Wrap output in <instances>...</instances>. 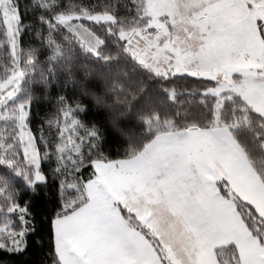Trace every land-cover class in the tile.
Wrapping results in <instances>:
<instances>
[{
    "label": "trees",
    "instance_id": "1",
    "mask_svg": "<svg viewBox=\"0 0 264 264\" xmlns=\"http://www.w3.org/2000/svg\"><path fill=\"white\" fill-rule=\"evenodd\" d=\"M9 1L18 15L17 57L26 68L18 102L28 104L27 124L44 181L32 183L17 127L8 123L4 135L0 133V228L7 224L12 243L0 234V264H62L50 220L87 203L85 187L96 177L94 164L130 160L161 134L213 128L217 100L204 91L214 83L188 75L164 77L136 61L120 35L148 22L143 0ZM68 14L114 17V23L82 22L103 42L97 53L56 22ZM16 63L0 15V80L11 76ZM231 99L223 104L219 124L232 126L246 119L232 135L264 185V118L239 97ZM69 121L75 123L77 143V155L71 159L59 154ZM236 203L248 230L263 243L264 220L250 205L238 199ZM122 214L168 264L157 239L133 215L124 209ZM215 255L219 264H240L235 246L218 249Z\"/></svg>",
    "mask_w": 264,
    "mask_h": 264
},
{
    "label": "rangeland",
    "instance_id": "2",
    "mask_svg": "<svg viewBox=\"0 0 264 264\" xmlns=\"http://www.w3.org/2000/svg\"><path fill=\"white\" fill-rule=\"evenodd\" d=\"M253 1L254 5L251 0H143L141 10L148 22L140 29L124 31L120 35L136 61L151 72L164 77L188 75L204 78L214 83L204 91L205 96L217 100L216 123L213 128L208 129L206 135L209 139L211 135L219 134L218 138L220 140L223 138V140H221L220 147H218L219 143L213 145L217 147L216 156L208 158L205 169L198 164L192 165L193 175L190 176L186 174L184 166L174 165L169 168V163L175 162L176 156H170L173 149L168 150L164 146L161 140L164 136L150 143L137 157L117 162V166L97 164L100 167H116L125 172L144 169L148 176L145 186L151 191L155 188L153 194L146 192L138 195L132 191L121 195L122 198L124 195L126 197L131 195L140 203H143L147 197L151 198L148 200L157 204V201L167 200L169 192L181 188L180 185L190 186L184 189L187 190L189 198L197 201L199 206L207 205V202L215 203L219 199L218 193L222 190L228 192L230 199L227 200L222 196L223 218L211 224L216 228L215 232L207 233L205 237L200 236L199 241L191 233L183 232L163 237L154 230L157 225L152 222L156 220L145 217L133 218L137 219L139 225L148 234L160 241L158 242L168 264H200L202 260L197 262L196 258L199 255H197L198 251H195L198 243H204L207 252L208 250L212 252L228 242L236 243L240 264H264V242L243 232L236 222V217L230 215L232 214L230 208L227 209V203L230 201L229 206L237 210L233 200V197H237L255 204L259 215L264 219V198L259 194L257 186L253 185L250 174L246 173L248 168L242 161L250 163L247 158L239 162L240 158L235 154L234 149L237 143H234L232 130L246 119L232 126L219 124L223 104L232 96L233 98L239 97L243 105L246 104L264 118V1ZM0 15L6 27V37L11 52L17 60V68L11 76L6 80H0V133L4 135L5 126L8 123L16 125L17 140L25 162L30 167L32 183H40L44 181L40 171L41 157L27 124L28 104L18 102L26 70L21 67V59L17 57L19 51L18 15L9 0H0ZM84 21L114 23L115 19L108 14H68L56 18V22L67 27L88 50L97 53L103 42L82 24ZM230 101L232 102L233 99ZM69 122L71 123H67L64 127L65 135L59 148V154L71 159L77 155L75 153L77 143L73 135L75 123ZM191 131L194 129L180 133ZM213 146L212 152L214 151ZM253 179L257 181L255 172ZM243 180L248 181L252 190L250 188L248 190L243 185ZM99 181L97 191H102L104 200L110 203L118 196L113 191L117 185L113 182L112 189L106 182ZM197 185L200 186L201 191L196 189ZM134 188L135 185L131 184L130 190ZM262 189L264 190L263 186ZM86 194L88 198L90 194V198L93 199L94 194L90 186ZM159 208L162 209L161 206ZM15 210V208L12 209L11 213ZM62 223L60 220L55 222L56 246L58 255L63 256L65 264H70L65 261L66 255L62 254V250L65 251L67 247L71 250L70 241L67 240L64 228L61 227ZM6 226L0 228V234L4 236L6 243H12L7 238L9 231ZM105 232L111 240V246L104 248L105 253L93 256L90 245L84 254L80 252L81 249L71 250L77 264H100L101 260L107 256H110L108 264H150V258L145 251L146 245L150 244L140 229H134L132 233H128L124 223L112 218ZM125 232L127 236L123 237ZM20 237L22 236L15 241L16 247L20 244ZM99 240L101 238L96 239L95 243ZM119 243L128 250L123 249L120 255L114 257L112 255L119 254ZM67 256L70 259V255ZM86 257L89 258V262H86ZM203 261V263H212L214 257L212 254H206Z\"/></svg>",
    "mask_w": 264,
    "mask_h": 264
},
{
    "label": "crops",
    "instance_id": "3",
    "mask_svg": "<svg viewBox=\"0 0 264 264\" xmlns=\"http://www.w3.org/2000/svg\"><path fill=\"white\" fill-rule=\"evenodd\" d=\"M257 1L262 2L264 0H257ZM251 2L254 5V1L251 0ZM207 131L209 130L194 129V131H191L189 133L176 132V133L161 134L157 136L153 141H155L158 137L164 136V138L161 139L164 142V146H166L168 150H170L169 148L173 149V153H171L170 156L173 155L176 156L175 162L169 163V168H171V166L173 167L174 165L184 166L186 174L192 176L193 175L192 165L198 164L200 166H203L205 169V165L207 164L208 158H210L211 156L212 157L216 156L217 147L213 145H217V143H219L218 147L221 146L220 143L221 140H223V138L220 140L218 138L219 134H216V135H211V137L207 139V135H206ZM182 134H188V135H182ZM235 141L234 143L236 144L237 142ZM212 146L214 150L213 152L211 150ZM234 149L236 152L235 154L238 155L240 158L239 162L241 161V159L245 160V158H247L245 153L238 145V143L235 145ZM192 151L194 152L192 153ZM118 162H122V161H118ZM242 162L246 164L248 168L246 169V173L248 175L250 174L253 185L257 186L259 194L262 196V198H264V190L262 189V186L264 187V185L261 182L254 167L252 166L250 161H249L250 164L246 163L245 161ZM97 164H110L107 166H111L113 164L117 166L118 163L117 162L95 163L94 168L96 171V177L92 181L87 183L85 187V193L87 192L89 186L90 188H92V192L94 194L93 199L90 198V194H89V198L87 197L88 195L86 194L87 203L83 207L72 212L69 215L56 219L63 222L61 224V227L64 228V232L67 236V240L70 241L69 245L71 246V250L75 251L81 249L80 252L82 254H84L87 251L89 245L93 256L94 254L97 255L104 254L105 253L104 248L105 247L109 248L111 246V240L109 236H107L105 229L108 228V225L111 222L112 218L116 219L118 222L124 223L126 227V231L128 233H132L134 229L138 230L132 224H130V221H128L126 217H124V215L122 214V209H124L127 213L133 215L138 219L139 217L140 218L145 217L156 220L155 222H152L155 225H157L156 228H154V230L163 237H166L167 235H171L172 233L178 232L182 234L183 232V233H191L192 235H194L195 238H198L199 241V238L205 237L207 233L215 232L216 228L213 227V225L211 224H214L215 220L217 221L218 219L223 218L224 216V209L222 204L223 197L227 200L230 199L228 192L222 190L221 193H218L219 199L216 200L215 203L206 201L207 205L204 204L199 206L196 203L197 201H193L189 198L187 190L184 189L190 186L185 185L182 187L180 185L181 188L177 189L176 191L169 192L167 200H163L161 202L157 201L158 202L157 204L151 200H148L151 198L147 197V199L143 201V203H140L139 200L134 199V197H132L131 195L129 197H126L124 195L123 198L121 195L124 192H132V191L136 192V194L138 195H142L146 192L147 194H151V195L153 194L155 188L153 189V191H151L145 186V182L148 176L146 171H144V169L125 172L124 170H121L116 167L115 168L106 167V166L100 167V165L98 166ZM254 172L256 173L257 181L256 179H253ZM99 180H101V182L103 181L106 182L109 188L112 189H113V182H115L117 185V187H115L116 189H113V191L117 193L118 196L110 203L104 200V194L102 191H97L98 182H100ZM95 182L96 184L94 185ZM131 184L135 185L134 188L135 190L134 189L130 190ZM243 185L248 190L249 188L251 189V186L249 185L247 180H243ZM196 189L198 191H201L199 185L196 186ZM224 193H226L227 196H225ZM236 199L238 198L233 197V200L237 206ZM238 200L242 201L245 204L250 205L259 215L258 208L255 204H252L242 199H238ZM229 204L230 201H228L227 203L228 206L227 209L230 208L232 213L230 215L236 217L235 218L236 222L241 226L243 232L249 233L254 238V236L250 233V231L244 224L240 216V213L238 211V207L236 212L235 208L233 209L232 207L229 206ZM148 205L150 206L149 209H148ZM158 205L161 206L162 209H160ZM259 217L261 216L259 215ZM136 218L135 220L137 221ZM54 234H55L56 253L58 255L57 246H56L57 230L55 226H54ZM125 236H127L126 232L124 233L123 237ZM98 238H101V240L95 243V240ZM147 241L151 245L150 246L147 244L145 247L146 255L150 258V264H163L162 261L160 260L157 251L154 249V247L152 246V244L148 239ZM157 241L159 240L157 239ZM85 244H87V246H85ZM228 246L237 247L235 242H228L226 245L218 247L212 252H210V250H208L207 252V248H205L204 243L202 244L198 243L197 249L195 251H198L197 255H199V257L196 258V260L197 262H200V260H202L200 264H219L215 252L218 249ZM119 247H120L119 254H115L112 256L115 257L117 255H120L123 249L128 250V248L127 249L124 248L123 244L121 246V243H119ZM71 250L67 247L65 251L62 250L63 252L62 254L66 255L65 261L67 263L77 264ZM68 254L70 255V259L67 256ZM206 254H212V256L214 257V262L203 263ZM58 257L61 263L65 264L63 260L64 259L63 256L58 255ZM85 260L86 262H89L88 257H86ZM109 262H110V256H107V258H103L101 260L100 264H108Z\"/></svg>",
    "mask_w": 264,
    "mask_h": 264
},
{
    "label": "snow or ice",
    "instance_id": "4",
    "mask_svg": "<svg viewBox=\"0 0 264 264\" xmlns=\"http://www.w3.org/2000/svg\"><path fill=\"white\" fill-rule=\"evenodd\" d=\"M50 225L53 227V232H54V226H55V218L51 219L50 220ZM28 249H27V246L24 248V249H18L17 250V254L18 255H23L24 252H26Z\"/></svg>",
    "mask_w": 264,
    "mask_h": 264
}]
</instances>
